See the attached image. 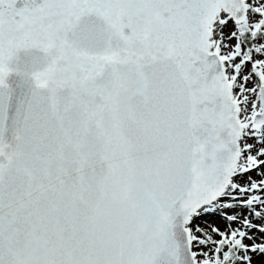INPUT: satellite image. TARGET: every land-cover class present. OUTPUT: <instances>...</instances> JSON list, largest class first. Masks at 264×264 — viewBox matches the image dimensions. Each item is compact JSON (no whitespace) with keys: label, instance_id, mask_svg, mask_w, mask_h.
Returning <instances> with one entry per match:
<instances>
[{"label":"snow or ice","instance_id":"obj_1","mask_svg":"<svg viewBox=\"0 0 264 264\" xmlns=\"http://www.w3.org/2000/svg\"><path fill=\"white\" fill-rule=\"evenodd\" d=\"M0 264H264V0H0Z\"/></svg>","mask_w":264,"mask_h":264}]
</instances>
